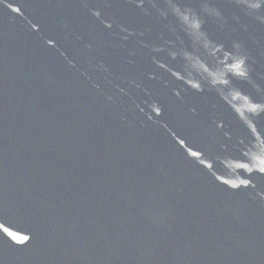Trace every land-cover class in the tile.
<instances>
[{
  "label": "water",
  "instance_id": "water-1",
  "mask_svg": "<svg viewBox=\"0 0 264 264\" xmlns=\"http://www.w3.org/2000/svg\"><path fill=\"white\" fill-rule=\"evenodd\" d=\"M0 264H264V0H0Z\"/></svg>",
  "mask_w": 264,
  "mask_h": 264
},
{
  "label": "snow or ice",
  "instance_id": "snow-or-ice-1",
  "mask_svg": "<svg viewBox=\"0 0 264 264\" xmlns=\"http://www.w3.org/2000/svg\"><path fill=\"white\" fill-rule=\"evenodd\" d=\"M237 67H238V65H237Z\"/></svg>",
  "mask_w": 264,
  "mask_h": 264
}]
</instances>
